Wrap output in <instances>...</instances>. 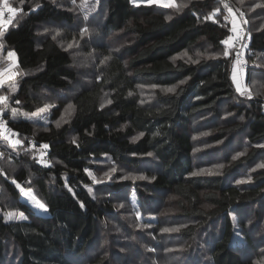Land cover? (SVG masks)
Returning <instances> with one entry per match:
<instances>
[{
	"label": "trees",
	"instance_id": "16d2710c",
	"mask_svg": "<svg viewBox=\"0 0 264 264\" xmlns=\"http://www.w3.org/2000/svg\"><path fill=\"white\" fill-rule=\"evenodd\" d=\"M91 1L99 2L103 13L96 28L99 38L113 36L117 47L111 49L100 42L88 46L102 63L99 74L89 86L75 92L69 104L66 100L54 102L46 124L10 112H34L42 106L37 99L41 90L66 91L77 82V72L71 67L69 52L52 36L39 39L37 29L64 23L80 30L86 23L77 26L75 14L51 0H15L22 17L0 37V45L14 52L17 70L24 74L16 91L0 87L7 107L5 111L0 101V110L22 141L13 146L0 138V196L6 198L3 204L0 201V264H74L71 258L83 256L84 264H184L171 261L181 255V249H187L183 256L194 264H255L245 258V251L234 240L237 214L247 206H264V168L243 186L225 182L218 173L192 175L201 166L194 162L198 154L193 124L200 117L218 119L208 125L207 143L244 134L249 150L233 159L225 172L264 151L260 147L264 142V27L253 30L246 19L250 39L244 51L249 63L245 81L259 74L263 84L261 96L249 98L236 91L233 49L221 43L230 34L228 23L203 13L211 11L217 0H188L186 6L172 11L153 4L135 6L130 0ZM120 36L123 41H118ZM78 37L75 32L66 39ZM202 42L214 55L196 59ZM140 85L156 86V104L140 102ZM168 87L175 92L161 90ZM103 97L108 100L106 107ZM67 105H71L70 118L61 122ZM221 108L231 115L220 120L225 116ZM43 144L49 148H42ZM41 151L45 152L43 163ZM149 153L158 167L147 172L143 185L121 180L107 188L118 194L128 189L134 195L137 206L128 203L120 210L133 218L134 229L123 227L114 199L97 194L102 189L94 182L96 164L111 161L138 168ZM14 155L20 165L11 163L13 171L9 172L4 163ZM15 183L31 188L49 214L37 215L22 202ZM165 196L183 221L169 223ZM153 203L152 210H146ZM2 209L20 210L26 219L4 220ZM137 212L141 219L135 217ZM261 213L264 215V209L254 211L255 215ZM147 214L157 217V224ZM111 216L116 221H107ZM218 218L219 226L210 225ZM239 224L245 226L243 221ZM137 225H151L150 235L136 230ZM171 227L179 230L159 233ZM170 234L174 240L166 241ZM241 240L249 249L254 245L250 234ZM7 241L19 256L4 263Z\"/></svg>",
	"mask_w": 264,
	"mask_h": 264
},
{
	"label": "rangeland",
	"instance_id": "374dc122",
	"mask_svg": "<svg viewBox=\"0 0 264 264\" xmlns=\"http://www.w3.org/2000/svg\"><path fill=\"white\" fill-rule=\"evenodd\" d=\"M15 0H0V32L4 33L8 27L11 25H14L15 22H17L21 17L22 14L18 10V8L15 6ZM56 6H62L67 7L70 9L76 16V24L77 26L81 24V21L86 23L84 27H82L80 30L77 27H71L64 23L62 24H53L48 23L46 25L39 26L37 29V36H52L54 37L57 42L61 45L62 48L67 50L69 54L72 57V63L71 67L74 68L77 72V82L73 85H70V87L66 91H59L54 92L50 90H41L38 94V100L42 103V106L40 108H44L45 106H52L50 107L46 112L41 113L40 116H33L31 115L34 112H37L40 108L35 110L32 113H27L28 115H24L25 112L22 110L14 109L10 113L12 116H18L20 119H26L28 121H31L33 123H41L46 124L48 123V116L50 114V111L52 108H54L55 103L58 101L66 100V104H69V99L72 98V95L75 92H78L80 89L87 87L91 84L93 77L97 76L98 70L101 67V64L98 61L97 53L93 49H89L88 46H90L91 43H104L107 44L111 49H115V46L112 42L113 36L106 38V40H103L99 38L98 32H96V28L99 27L102 23V17L103 13L101 12V6L99 5V2L97 1H91V0H51ZM131 4L137 6L138 4L134 2V0H130ZM188 3V0H163V4L166 6H160L157 4L158 7H161L163 9L167 10H178L184 6H186ZM144 4V3H139ZM35 5V4H34ZM148 5V4H145ZM213 9L211 11L205 10L204 15L206 18L210 19H216L217 18H224L225 21L228 23L230 34L228 37L233 36V29L237 30L238 26L240 25V18L241 16L244 17V21L249 22L250 28L253 30H257L264 27V0H217L212 3ZM8 8L14 9L13 12H9ZM239 13V16H237ZM246 16V18H245ZM247 24V22H246ZM87 28L88 31L85 32L84 29ZM248 28V25H247ZM78 33L79 37L78 39H69L67 40L66 37L68 35H74V33ZM1 37V36H0ZM227 37V38H228ZM41 37H39L40 39ZM226 38V39H227ZM66 39V40H65ZM118 41H123V38L120 36ZM71 45V47H69ZM0 87H5L6 92H13L16 91L18 87L19 80L24 77V74L22 72H19L17 70V61L16 56H9V53H14L11 50H6L2 45H0ZM231 47V42H229L228 45H226V48ZM197 53L196 59H199V57H202L203 55L209 57L213 56L214 54H211L209 51V47L202 42L199 47L196 49ZM246 62V61H245ZM249 65V63L246 62V65ZM247 65V67H248ZM255 66H259V63ZM250 67V66H249ZM264 67V64L262 65ZM235 82H233L234 87L237 91V83L240 85V91H237L240 95H244L246 97L251 98H257L261 96V88L262 83L260 80V77H258L256 74V77L250 82L245 81V71H238V65L235 63ZM254 73H257L256 70H254ZM258 77V78H257ZM256 79V80H255ZM139 99L141 103L147 104V105H154L156 104V101L154 99V91L156 87H151L148 85H140L139 86ZM166 88H162L161 90L164 91ZM260 89V90H259ZM260 93V94H259ZM35 97V96H33ZM102 106L106 107L108 105L107 97H103L102 99ZM2 105L5 108V111L7 110V107H5V100L1 101ZM225 107V106H224ZM222 113H225V116L222 118H219L220 120L223 118L228 117L231 115V113H227L225 108H221ZM2 112V110H0ZM71 108H69V105L66 106V108L61 112L60 120L61 122H66L70 118ZM3 113V112H2ZM211 121L217 122L218 119H212L200 117L199 123L193 124V139L196 140V152L198 154V157H195L194 162L199 165V170L196 172H200L201 169H208L211 170L212 174L218 173L222 174V178H224V181L227 183H235L237 185H244L246 183H250L253 177L255 176V173L261 169L264 168V151L259 150L255 157L246 163H243V165H238L234 167L232 170H229L228 172H225V167H228V165L231 163L233 159H235L238 156L246 155L247 151L249 150V145L246 141V138L243 133L238 134V136H234L233 138H230L228 140H221L218 142H206V137L209 134V128L208 125ZM28 142V140H27ZM22 145V141L20 143ZM18 145V144H17ZM33 146V145H31ZM264 147V142L262 143V146ZM22 151V150H21ZM19 152L22 153V152ZM43 151H41L42 153ZM12 157V156H11ZM14 157H16L14 155ZM12 157V160L8 158L7 163H4V167L9 170V172L13 171V166L11 163L14 164L15 167L20 165L19 157L14 158ZM96 163V162H95ZM156 160L152 159L151 156H147L143 158L140 161V165L138 168H127L124 166H119L117 164H114L111 161L108 162H97L96 164V180H102V183H97L100 187V189L104 190L102 193L98 192L97 194L99 196H110L112 199H114L113 204L118 208V215L119 217L122 215L124 221H122L123 227H129L134 229V223L133 218L126 217L123 212L120 213V210H122V207L126 204H131L133 207H136V201L134 199V195L132 191H129L128 189L122 190L119 194L108 191L107 188L109 187L110 183H114L116 181L121 180H127L131 181L132 183L136 185H143V183L146 182L147 178V172L153 171L158 166L156 164ZM222 166V167H221ZM115 167L116 172L111 173V169ZM110 173L111 174V181L108 180V177L104 175V173ZM2 177V176H0ZM122 177H127V179H122ZM140 177H145L144 179H141ZM242 181V182H241ZM16 184V183H15ZM15 187L19 191L20 200L24 203H26L29 207L32 208V210L40 216H47L49 213L48 211L44 213L42 210L35 207L29 200H26L24 196L21 193V189H23L25 192L31 191V193L36 197L37 200H39L41 203H43L32 191L31 188H25L18 184L15 185ZM106 189V190H105ZM1 193V192H0ZM4 193V192H2ZM165 201L167 203V207H165L164 210H166L170 217L168 219L169 223L173 222H180L183 220L178 219L176 216V213L174 209L172 208V201L169 200L167 196H165ZM6 198L3 196H0V201L3 204ZM157 203V202H156ZM44 204V203H43ZM122 205V206H121ZM156 204H152L151 207H147L146 210H152V208ZM263 210L264 206L262 207H256L251 208V206H247V208L242 209L237 214V234L235 236L234 243L238 245L239 248H241L243 251H245V258L252 259L255 264H264V215L261 213L260 215H255L254 211L255 209ZM23 213L20 210L16 209H8L4 210L2 209V215L4 216V220H21L19 219V214ZM253 213V214H252ZM24 214V213H23ZM139 213H135V217H137ZM140 215V214H139ZM254 215V216H253ZM25 216V214H24ZM147 216L153 218L155 220V224H157V221L159 220L155 216H150L147 214ZM253 216V218H252ZM12 217V218H10ZM141 219V216L139 217ZM113 220V216L107 217V221ZM243 221L245 223V226L240 225L239 222ZM214 223V226H219L220 219H214L213 222H210V225ZM114 225H117V223H114ZM173 228V227H171ZM135 229L142 233L144 236H149L152 226H142L137 225L135 226ZM160 234L163 233V230L159 231ZM166 233H174V231L166 232ZM252 235L254 238V245L251 249L247 248L242 244L243 235ZM120 238V237H119ZM174 240V237L172 234L166 236V241ZM6 253L4 258V263H8L10 261H16L19 253L18 250L13 246L12 242L7 241L6 244ZM178 247H175V250ZM187 249H181L179 252L181 255H177L175 258L176 260H171L172 262H183L184 264H194L193 261H189L186 257L183 256V253H186ZM170 254H172L169 250H167ZM85 257H78V258H71L74 264H84ZM188 262V263H187Z\"/></svg>",
	"mask_w": 264,
	"mask_h": 264
},
{
	"label": "snow or ice",
	"instance_id": "6c2138e0",
	"mask_svg": "<svg viewBox=\"0 0 264 264\" xmlns=\"http://www.w3.org/2000/svg\"><path fill=\"white\" fill-rule=\"evenodd\" d=\"M134 2H136L138 5H139V3H144V4H148V5L157 4V5H160V6H166V5L163 4V0H134ZM8 11L9 12H13L14 9L8 8ZM84 31L87 32L88 29L85 28ZM233 31H235V28L233 29ZM2 35H3V33L0 32V36H2ZM231 40H232V37L230 36L227 39L221 41V43H223L225 45H228ZM69 47H71V45H69ZM14 55H15L14 53H9V56L10 57L11 56H14ZM223 55L225 57H227L229 55L228 51L225 50L224 53H223ZM195 62L198 63L199 61H195ZM236 63L239 64L240 61L237 60ZM235 72H236V69L234 67L233 68V80H234V82H235V79H236ZM181 83H183V81H181ZM153 87H156V86H153ZM164 91L170 92V93H174L175 92V88L174 87H168V88L164 89ZM237 91H240V85H239V83H237ZM130 95H131V93H130ZM249 98H251V97H249ZM4 99H5L4 97H0V101H3ZM109 103H111V101H109ZM50 107H52V106L49 105V106H45L44 108H40L37 112H34L31 115H33V116H40L41 113L46 112ZM69 108H71V105H69ZM24 115H28V114L25 113ZM0 123H2V122H0ZM57 127H59V124H57ZM140 135H143V133H141ZM20 143H21V141H19V140L16 141V144H20ZM73 143H75V140L73 141ZM42 148L48 149L49 148V145L48 144H43L42 145ZM148 155L151 156L152 154L149 153ZM41 162L42 163L44 162L43 161V157H41ZM262 166H264V165H262ZM86 172H88L89 176H92L93 175L88 170H86ZM115 172H116V168L113 167L111 169V173H115ZM201 173H203V174H212L211 170L201 169L199 173L198 172H194V173H192V175H198V174H201ZM104 175L106 177H108V180L109 181H111V174L110 173L106 172V173H104ZM140 178L141 179H144L145 177H140ZM154 178L155 177H153V179ZM122 179H127V177H122ZM94 182L95 183H102L103 181L102 180H99V181L94 180ZM21 193L24 196V198L26 200H29L35 207H37L38 209L42 210L44 213H46L48 211L46 205L43 204V203H41L39 200H37L36 197L31 193V191L25 192L23 189H21ZM81 207H83V204H81ZM10 218H12V217H10ZM19 219L23 220V219H26V217L24 216L23 213H20L19 214ZM137 219H139V214L137 215ZM146 226L150 227L151 225H146ZM184 226L186 227V225H184ZM178 230H179L178 228H176V229H173V228H164L163 229L164 232H171V231H178ZM149 250L151 251V249H149Z\"/></svg>",
	"mask_w": 264,
	"mask_h": 264
},
{
	"label": "built area",
	"instance_id": "2783aa9c",
	"mask_svg": "<svg viewBox=\"0 0 264 264\" xmlns=\"http://www.w3.org/2000/svg\"><path fill=\"white\" fill-rule=\"evenodd\" d=\"M240 25L237 30L234 31L231 42V47L233 49L234 62L237 60L240 61L238 65V71H245L247 69L246 62L244 60V51L249 44V32L247 24L244 21V17L240 18ZM0 138L8 142L9 144L15 146L16 141L19 140L18 132L7 122L3 113L0 111ZM30 145H33L32 140H28ZM45 152L41 153V156L44 157Z\"/></svg>",
	"mask_w": 264,
	"mask_h": 264
}]
</instances>
